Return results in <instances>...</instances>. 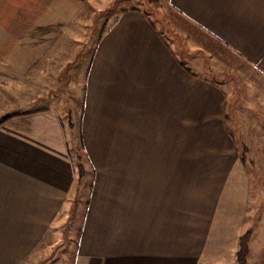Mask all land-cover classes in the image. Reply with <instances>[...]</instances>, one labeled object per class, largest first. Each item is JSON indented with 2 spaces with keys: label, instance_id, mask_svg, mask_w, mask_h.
I'll return each mask as SVG.
<instances>
[{
  "label": "crops",
  "instance_id": "1",
  "mask_svg": "<svg viewBox=\"0 0 264 264\" xmlns=\"http://www.w3.org/2000/svg\"><path fill=\"white\" fill-rule=\"evenodd\" d=\"M73 214V264H264V0H0V264Z\"/></svg>",
  "mask_w": 264,
  "mask_h": 264
},
{
  "label": "rangeland",
  "instance_id": "2",
  "mask_svg": "<svg viewBox=\"0 0 264 264\" xmlns=\"http://www.w3.org/2000/svg\"><path fill=\"white\" fill-rule=\"evenodd\" d=\"M152 5L155 6V4H152ZM89 45L90 46L92 45V40L89 41ZM91 55L92 54L90 52L89 53L85 52L84 54V62H85L84 73H86V70H87L86 67L88 66V62H90L91 60ZM232 135L234 137L233 139L234 143L237 141V145L239 146L238 149L230 150L228 153L222 152V154L225 157L226 156H233V157L238 156L240 159H243L244 161L245 159L249 161L250 150H246L242 147V144H243L241 142L243 140L242 134L233 133ZM204 142L205 140L199 137V134H196V133L190 134L187 132H181V157H185V158L194 157L196 158L197 162L200 161L202 165H207L205 163H208L211 161H219V158L216 159L218 157V155L216 154L220 155V153H215V152H218L219 150L207 147L206 142L205 143ZM82 156H84V153L82 154ZM241 166L244 167L243 170ZM241 166L239 165L237 166V167H240L239 169H237V172H240V171H244L245 173L252 172V166L250 164H243ZM203 167H206V166H203ZM230 171L232 170H230L229 168L228 172ZM233 172H236V169ZM208 188H211V186H209ZM87 193L88 191L86 190L84 198L87 196ZM79 220H80V214H78L77 217H75L73 214V216L69 219L67 253L65 252L66 253L65 255L63 254L61 255L62 258L61 260L56 262L57 264H73V256H74V250H75V245H76V235H77V229H78L77 223L79 224L78 222ZM75 221H77V223Z\"/></svg>",
  "mask_w": 264,
  "mask_h": 264
}]
</instances>
